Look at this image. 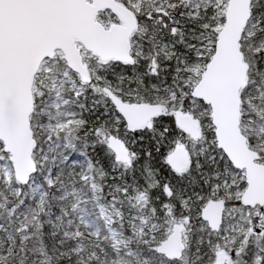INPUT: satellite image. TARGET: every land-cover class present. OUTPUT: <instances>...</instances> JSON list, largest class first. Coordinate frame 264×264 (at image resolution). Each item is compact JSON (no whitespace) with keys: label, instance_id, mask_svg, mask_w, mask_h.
<instances>
[{"label":"snow or ice","instance_id":"snow-or-ice-1","mask_svg":"<svg viewBox=\"0 0 264 264\" xmlns=\"http://www.w3.org/2000/svg\"><path fill=\"white\" fill-rule=\"evenodd\" d=\"M0 264H264V0H0Z\"/></svg>","mask_w":264,"mask_h":264}]
</instances>
